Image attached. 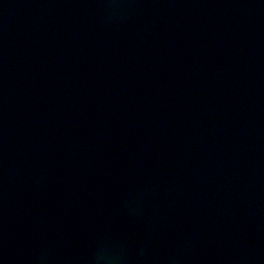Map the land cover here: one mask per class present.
<instances>
[{
	"label": "water",
	"instance_id": "obj_1",
	"mask_svg": "<svg viewBox=\"0 0 264 264\" xmlns=\"http://www.w3.org/2000/svg\"><path fill=\"white\" fill-rule=\"evenodd\" d=\"M63 1L62 7L45 0L33 11L22 10L24 16L53 12L44 24L63 43L55 60L78 52L86 60L75 70L85 75L76 72L62 84L55 76L46 81L47 64L26 61L19 72L12 68L13 54L11 63L0 60L6 64L0 63V261L139 264L167 239L166 247L178 255L193 247L196 264L198 251L217 246L216 236L230 240L212 214L244 204L261 224L264 108L257 114L253 109L259 106L245 101L238 114L248 113L239 119L226 113L232 104L240 106L244 93L236 72L224 65H234L232 57L220 61L214 45L207 47L208 67L195 81L191 68L198 64L174 39L185 35L177 31L178 22L188 15L206 19L213 9L212 15L225 21L235 16L237 0H75L74 9L67 7L74 0ZM228 1L231 11H219ZM102 17L124 23L127 31L107 36L101 23L90 28L86 18ZM19 20L14 17L11 24ZM206 22L214 26L213 20ZM7 23L0 20L2 33ZM10 26V34L20 37L15 26L22 24ZM203 28L194 32L193 47L212 42L197 35ZM257 28L255 23L246 28L245 37L264 62V38L259 40ZM108 38L105 52L114 57H96L106 65L100 67L89 59L86 44ZM260 67L255 74L263 78ZM25 72L33 79L21 75ZM169 103L174 109L162 113ZM125 110L128 116H116ZM240 244L237 260L229 264H264L257 245Z\"/></svg>",
	"mask_w": 264,
	"mask_h": 264
},
{
	"label": "bare ground",
	"instance_id": "obj_2",
	"mask_svg": "<svg viewBox=\"0 0 264 264\" xmlns=\"http://www.w3.org/2000/svg\"><path fill=\"white\" fill-rule=\"evenodd\" d=\"M221 1V0H220ZM72 18H74L75 19V17L74 16H71ZM78 19V18H77ZM76 19V20H77ZM27 24V23H26ZM28 25V24H27ZM80 38V37H79ZM89 42H90V40H89ZM95 42V41H94ZM91 43V42H90ZM24 51H29L31 48H32V46H30V45H26L25 47L24 46H22L21 47ZM114 56H110L109 54L107 55H105V57H100V59H101V61H110L112 58H113ZM148 63H149V61L148 60H145V65H147L148 66ZM264 132V131H263ZM205 136V135H204ZM176 220H178L179 218L177 217V218H175ZM245 220H246V218H245ZM167 240V239H166ZM168 242H169V240H167ZM210 246L213 248V249H215V247H214V245H212V244H210ZM235 252H238V250H235ZM261 256H264V253H262L261 254ZM264 260V259H263Z\"/></svg>",
	"mask_w": 264,
	"mask_h": 264
}]
</instances>
